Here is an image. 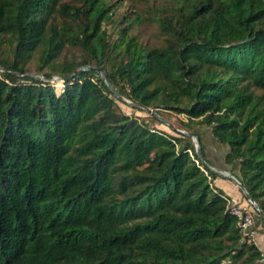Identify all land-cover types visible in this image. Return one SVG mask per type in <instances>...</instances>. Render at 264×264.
<instances>
[{
	"label": "trees",
	"instance_id": "obj_1",
	"mask_svg": "<svg viewBox=\"0 0 264 264\" xmlns=\"http://www.w3.org/2000/svg\"><path fill=\"white\" fill-rule=\"evenodd\" d=\"M114 6L0 0V264H264L189 133L124 110L94 67L50 79L99 66L125 96L184 111L205 158L190 120L209 125L264 210V0H171L158 44L130 32L138 13L110 17L109 39ZM67 43L80 55L57 60ZM36 49L45 78L19 73Z\"/></svg>",
	"mask_w": 264,
	"mask_h": 264
},
{
	"label": "rangeland",
	"instance_id": "obj_2",
	"mask_svg": "<svg viewBox=\"0 0 264 264\" xmlns=\"http://www.w3.org/2000/svg\"><path fill=\"white\" fill-rule=\"evenodd\" d=\"M111 1L115 5L111 12V16H107L103 20V25L108 30L110 29L109 39L114 38L117 34L116 27L113 24L110 25V17H112L113 20H116L118 22L120 17L123 16V14L129 15L130 17H134V13H138L139 16L135 19H132L131 21L130 32L135 33L137 35V38L145 44H158L163 41L165 33L158 24V21L153 17V15L156 11L165 13L166 10H168V5L170 4L171 0ZM80 51L81 49L77 45L67 43L62 47L56 59L61 60L64 57H70L74 55L78 56L80 55ZM38 54L39 49L33 50L30 57L26 60L25 65L28 68L27 71L42 72L37 68ZM11 55L12 53L10 49V43L4 35L2 38H0V57L8 58L11 57ZM0 69L2 68L0 67ZM54 84L57 88V85L60 86L62 84V80H54ZM254 88L257 91L260 90V88L257 86H255ZM119 103L124 110L139 115L140 117H144V119L147 120L150 124L163 127L164 129H167L168 131L172 132H175L179 128H184L188 130L186 128L187 125L185 124V121L187 120L185 112L181 110H176L172 106H158L160 110V112L158 113L162 117L158 115L157 117H154L151 115L152 112L150 111H147L142 108H137L136 106H132L131 104L122 100H119ZM151 106L156 110L157 106ZM190 122L192 123V125L195 124V127L201 128L202 137L205 141V147L208 153V157L206 158L207 161L210 164L218 167L229 168V163H227L223 158L224 153L227 149V145L215 141L211 132V127L209 125H202L201 127L194 120H190ZM190 138L193 140L191 135ZM236 168L237 167H235V169ZM213 181H215L216 184L221 186L223 190L230 196L231 194L236 195V199L249 205L247 195L231 177L217 173ZM252 206L253 208H255L254 205ZM253 211L255 212V222L253 225V232L249 236V238L252 239L260 247L264 254V216L257 209H254Z\"/></svg>",
	"mask_w": 264,
	"mask_h": 264
},
{
	"label": "water",
	"instance_id": "obj_3",
	"mask_svg": "<svg viewBox=\"0 0 264 264\" xmlns=\"http://www.w3.org/2000/svg\"><path fill=\"white\" fill-rule=\"evenodd\" d=\"M0 67L3 69L5 68L3 65L0 64ZM85 67H94L98 70V73L99 75L101 76V78L105 81V83L114 91V93L117 95V97L122 100V101H125L131 105H134L136 106L137 108H142V109H145L147 111H150L160 117H162L157 110H155L151 105H148V104H142V103H139L127 96H125L124 94L120 93L116 88L115 86H113L111 84V82L109 81V79L107 78V76L105 75V72L97 65H94V64H85V65H81V66H78L76 68H74V70L69 73L68 75H61V74H55L53 76L50 77L51 80H56V79H62L65 80L67 78H70V77H74L76 72L82 68H85ZM19 72V71H18ZM19 73H34V74H38L40 75L41 77L45 78L46 76L43 74V72H39V71H36V72H33V71H26V72H19ZM183 131H186L187 133H189L193 140H194V143H195V147H196V150L198 152V154L200 155L201 159L209 166L211 167L212 169H214L217 173H220V174H223V175H226V176H229L231 177L240 187L241 189L243 190V192L247 195V198L251 201V203L254 205L255 208H257L260 213L264 216V210L259 206V204L257 203V201L254 199L253 195L250 193V191L247 189V187L245 186V184L240 180V178L229 168H226V167H218V166H215V165H212L210 164L207 159L203 156V153H202V149H201V146H200V141H199V136L197 134V132L195 130H186V129H182V128H179Z\"/></svg>",
	"mask_w": 264,
	"mask_h": 264
},
{
	"label": "built area",
	"instance_id": "obj_4",
	"mask_svg": "<svg viewBox=\"0 0 264 264\" xmlns=\"http://www.w3.org/2000/svg\"><path fill=\"white\" fill-rule=\"evenodd\" d=\"M224 195L227 198L228 209L236 215V225L238 230L242 233V235H247L249 237L253 232V225L255 222V212L253 210L257 208H253V204L249 199L248 205L247 203H243L234 197H229L226 194Z\"/></svg>",
	"mask_w": 264,
	"mask_h": 264
},
{
	"label": "crops",
	"instance_id": "obj_5",
	"mask_svg": "<svg viewBox=\"0 0 264 264\" xmlns=\"http://www.w3.org/2000/svg\"><path fill=\"white\" fill-rule=\"evenodd\" d=\"M231 196H232V197H234V198H237V196H236V195H232V194H231Z\"/></svg>",
	"mask_w": 264,
	"mask_h": 264
},
{
	"label": "bare ground",
	"instance_id": "obj_6",
	"mask_svg": "<svg viewBox=\"0 0 264 264\" xmlns=\"http://www.w3.org/2000/svg\"><path fill=\"white\" fill-rule=\"evenodd\" d=\"M56 80H62V79H56ZM56 80H55V81H56Z\"/></svg>",
	"mask_w": 264,
	"mask_h": 264
}]
</instances>
